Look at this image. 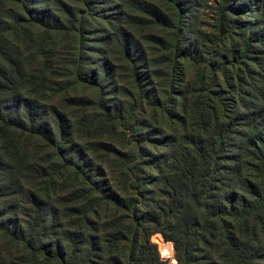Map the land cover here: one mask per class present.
I'll return each instance as SVG.
<instances>
[{
	"label": "trees",
	"instance_id": "16d2710c",
	"mask_svg": "<svg viewBox=\"0 0 264 264\" xmlns=\"http://www.w3.org/2000/svg\"><path fill=\"white\" fill-rule=\"evenodd\" d=\"M155 237L264 264V0H0V264Z\"/></svg>",
	"mask_w": 264,
	"mask_h": 264
},
{
	"label": "built area",
	"instance_id": "2783aa9c",
	"mask_svg": "<svg viewBox=\"0 0 264 264\" xmlns=\"http://www.w3.org/2000/svg\"><path fill=\"white\" fill-rule=\"evenodd\" d=\"M154 242L158 245L161 260L167 261V264H176L172 244L164 242L160 237H155Z\"/></svg>",
	"mask_w": 264,
	"mask_h": 264
},
{
	"label": "rangeland",
	"instance_id": "374dc122",
	"mask_svg": "<svg viewBox=\"0 0 264 264\" xmlns=\"http://www.w3.org/2000/svg\"><path fill=\"white\" fill-rule=\"evenodd\" d=\"M211 1V3H213V1H215V0H210ZM206 22L208 21V16H206Z\"/></svg>",
	"mask_w": 264,
	"mask_h": 264
}]
</instances>
